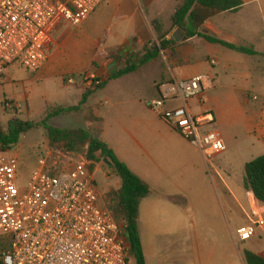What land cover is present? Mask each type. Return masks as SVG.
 <instances>
[{"label":"rangeland","instance_id":"374dc122","mask_svg":"<svg viewBox=\"0 0 264 264\" xmlns=\"http://www.w3.org/2000/svg\"><path fill=\"white\" fill-rule=\"evenodd\" d=\"M120 1L119 8L110 7L113 12L105 15L108 18L115 16L111 25L101 23L94 32L89 29L90 25L100 20L105 10L98 12L93 21L88 20L75 28L60 23L53 32L48 53L49 65L44 72L31 74L18 65L10 67L8 78L12 94L0 105V125H6L8 120L14 118L40 122L44 111L58 106H76L78 88L69 86L78 87L90 75L103 82L119 68L110 55L123 51L133 36L138 38L137 41L130 39V45L123 51V55H138L143 46L158 43L152 22L159 21L164 33L168 35L167 39H173V34L178 29L171 28L170 17L184 0ZM130 15H134L132 30L128 29L129 23L125 22V18ZM242 18L239 17L240 21H243ZM111 29L119 31L118 39L109 38L108 32ZM103 49L110 53H105ZM212 49L224 52L231 64H234V61H250L251 65H254L262 61L259 56L249 58L219 46ZM169 55L170 59L174 60L169 51L161 52L156 61L140 68L135 74L110 81L105 89L96 92L95 97L91 98L79 113L62 115L51 120L49 126L90 132L92 136L106 143L118 156L119 161L126 162L136 172L135 167L139 161L146 165L147 160L133 145L124 128L135 124L134 120L158 122L157 116L147 108L146 103L154 93L155 84L163 81L162 79L167 80L171 68L175 69L171 62L169 66L163 60ZM200 67L211 73L212 69L216 71L218 68H212L204 62ZM218 73L225 84L243 87L242 69L232 72L224 64ZM209 76L214 78L213 74ZM60 81L69 88L60 87ZM85 89L87 87L83 84L82 90ZM209 91L205 93V101L214 102L215 98L221 97V92ZM230 92H226L227 95ZM8 103L10 107L6 106ZM227 105H233V113L241 123L219 127V135L226 148L224 153L214 157L208 164L202 160L201 167L197 166V162L195 169L186 170V176L174 175L167 178L161 172L152 175L146 171L139 172L140 180L150 189L149 196L139 202L137 218L141 247L147 264H190V259L186 257L196 250L204 253L213 250L218 253L232 249L236 255L243 250L261 255L264 250L262 236L239 245L232 239V232L249 222L248 213L244 214V210L248 211V206L243 167L257 153L249 151L247 147L248 143H256V139L254 135L248 134L245 125H242L245 120L244 110L235 101L233 104L228 102ZM261 107L258 100L253 104L257 111ZM200 108L191 103V114L198 116L201 113ZM216 129L218 130V127L212 130ZM45 147H49L46 131L38 126L22 135L18 144L10 149L11 152L17 153L19 191L25 189ZM77 155L87 161L86 147ZM96 157L99 158L97 164L88 161L89 166L94 167L90 173L100 197V204L106 207L109 192L118 189L120 180L100 158L99 153ZM165 197H173L174 203L168 198L164 199ZM258 210L264 217V204H259ZM218 256L220 255L212 259L213 264H223L222 258ZM128 264H136L131 255Z\"/></svg>","mask_w":264,"mask_h":264},{"label":"built area","instance_id":"2783aa9c","mask_svg":"<svg viewBox=\"0 0 264 264\" xmlns=\"http://www.w3.org/2000/svg\"><path fill=\"white\" fill-rule=\"evenodd\" d=\"M104 1L0 0V80L14 65L39 73L57 26H80ZM97 80L86 77L84 87ZM210 89L207 76L171 78L157 84V97L147 103L206 164L226 148L212 130L213 115L193 116L189 102L202 105L201 96ZM18 170L17 153L0 145V264H128L125 227L100 204L86 159L45 147L23 191L17 187ZM252 197L246 196L249 222L232 232L236 245L264 236V217ZM259 256L264 258V250Z\"/></svg>","mask_w":264,"mask_h":264},{"label":"crops","instance_id":"0c3cea01","mask_svg":"<svg viewBox=\"0 0 264 264\" xmlns=\"http://www.w3.org/2000/svg\"><path fill=\"white\" fill-rule=\"evenodd\" d=\"M241 1L243 2V6L239 12L223 13L211 17L201 26L199 33L203 36L212 37L227 44L234 45L236 47L252 49L255 53H257V55L255 56H259L262 59L261 62H257L256 64L251 65L250 61L243 63H238L234 61V64H231L229 58L224 52L214 51L217 49H212L216 46L219 47L222 46L217 44H210L202 36H196L194 38L184 40V36H185L184 32L183 30L178 28L175 29L182 31V38L180 42L175 43L173 39H167L168 35H166L165 37L166 41L172 40L175 43V45L162 52L165 53L169 51L172 57L174 58V60H171L170 55L167 56L168 59L165 57L163 58V60L166 61L169 66H170V62L172 63L173 66H175V69L172 70L171 68L170 76L168 79L173 78L175 80H187L199 75L207 76L209 78L210 77L209 75L213 74L214 78L212 77H211L212 79L210 78L212 81V89H210L211 91L209 92L212 91L221 92V97L215 98L214 102L211 101L207 102L205 101V93H206L205 92L201 96L202 105H200L199 107H201L200 108L201 113L204 111H208L213 115L214 117L213 128L215 129L216 127H218V130L216 129L218 133H219V127L222 125L233 126L241 123L240 120L233 113L234 111L233 105L229 107L227 105L228 102L233 104V102L235 101L238 104V106L244 110L245 120L243 121L242 125H245L248 134L254 135L256 139V143H248L247 145L249 151L252 150L257 153L256 156H253L248 161L251 162L257 157L264 156V0H241ZM120 4H121L120 0H105L89 15V17L82 24L86 23V21L88 20L89 22L93 21L94 17L98 12H103V10H105L106 14L104 13L102 15V18H100V20L96 22L97 24L94 23L90 25L89 29L94 32L96 28L100 26L101 23H106V24L108 23L111 25L115 16H113V18L110 17L108 18L105 15L113 12V9H109L110 7L119 8ZM181 5H179L176 8V10ZM175 11L173 12V14L175 13ZM173 14L171 15V17L173 16ZM133 17L134 15H130L127 18H125V22L129 23L128 29L130 30H132L134 23V20H132ZM239 17H243L242 18L243 21H240ZM153 23L154 22H152L151 24ZM108 34H109V38L116 40L118 39L119 37L118 34L120 33L118 30L111 29V31H109ZM136 38H137L136 36H133L130 39L136 42L138 39ZM130 39L128 42L124 40L125 42H127L125 45L126 48L124 50L128 49V46L130 45L129 44ZM146 46H150V43ZM146 46H143L142 49ZM103 51H105V53H110L104 49ZM123 51L117 53H119L121 56L125 58L131 57V56L123 55L122 54ZM241 55L249 58L255 57L244 54ZM153 62L154 61H152L151 63ZM202 62L208 64L212 68L214 67H218V68L216 71L212 69L213 72L211 73L210 71H207L200 67ZM223 63L227 66L228 70L232 72L235 71L236 69L238 70L242 69L244 81L243 83L240 81L242 83L240 84L243 87L240 86L238 87L236 86V84L228 85L224 83L222 76L219 75L218 73L222 65H224ZM48 65H49V58L45 63L44 67L40 70V72L42 73L44 72V70H47ZM177 65L179 66L176 67ZM8 71L0 80V105L3 103V101L8 99L7 98L8 96L12 94L11 92L12 87L10 88L11 84L8 78ZM108 77L103 80V82H107L105 88L110 82L108 81ZM162 80L165 81L164 79ZM160 82L162 81H159L155 84L154 93L151 96V98H149L147 103L157 97L156 86ZM82 85L83 84L81 82V84H79L78 87L69 86V87L78 88L77 89L78 102L83 91ZM59 86L62 88H69L67 86H64L61 81ZM229 91L231 92L229 95H227L226 92ZM251 93L254 94L251 95ZM95 94L88 99L84 107L88 105L91 98L95 97ZM251 97H258L257 99L258 102H261L262 107L259 111L253 108V104L256 103L257 101H251L250 100ZM191 103L198 105L197 100H191L189 102V107ZM99 104L101 105V102ZM44 114L45 111L43 112L41 118H43ZM155 115L157 116L158 122L156 120L154 122H142V121L134 120L135 124L131 125L129 128H124L125 133L131 137V142L133 143V145L137 147L140 153L143 154L147 160L146 165L142 161H139L138 165H136L135 167L136 172H134V170L126 162H124V164L128 167V169L138 178L140 177L139 172L142 173L145 171L149 172L150 175L154 174L155 172H161L165 175V177L169 178L174 175L186 176L187 175L186 170L195 169L194 167L197 164V162H198L197 166L201 167L202 166L201 164L204 161L201 155L196 150H194L169 125L164 123L157 114ZM7 123L6 125H0V127L2 128L7 127ZM254 144H258V146H255ZM116 157L118 158L117 155ZM119 187L120 184L118 188ZM224 187L226 189V184L224 185ZM247 195H249V193H247ZM167 198L169 201H172L173 197H165L164 199L167 200ZM257 204L259 205L261 203H257ZM247 213L248 211L244 210V214ZM262 239H264V236H262ZM228 251L218 252L219 253L218 254L213 250L205 253L196 250L194 252H191L190 255L186 257V259H190L189 261L190 264H213L212 259L216 257V255H220L218 257L222 258L223 264H244L241 253L237 252L236 255V253L232 249ZM143 257H144V264H147L144 251H143Z\"/></svg>","mask_w":264,"mask_h":264},{"label":"trees","instance_id":"16d2710c","mask_svg":"<svg viewBox=\"0 0 264 264\" xmlns=\"http://www.w3.org/2000/svg\"><path fill=\"white\" fill-rule=\"evenodd\" d=\"M243 2L241 0H185L171 17V28H178L184 32V40L202 36L208 43L217 44L226 49L248 55L255 56L252 49L236 47L219 41L215 38L203 36L199 33L201 26L208 19L223 13H237L241 10ZM158 43H151L142 49L138 55L128 58L119 53L111 54L110 58L119 67L109 77L108 81L118 80L126 75L136 73L140 68L155 61L160 52L174 46L175 43L166 41V33L163 26L158 21L151 24ZM98 82L100 80H97ZM107 82H99L91 88L85 89L79 102L74 107H54L47 110L40 122L21 121L17 118L11 119L7 127H0V145L5 149L15 147L22 135L41 126L46 131L48 146L52 149L63 150L73 154H80L86 147L87 161L97 164L100 154L102 160H106L112 173L120 180V187L109 192L106 208L112 214L113 219L119 225L125 227L124 236L128 243L129 253L136 264H144V257L137 227L139 202L147 198L150 194L149 187L136 177L128 167L118 160L114 152L106 143L85 130L57 129L49 126V122L62 115L79 113L86 105L88 99L98 90H103ZM93 165L90 170L93 169ZM244 189L251 194L257 203L264 204V156H260L248 162L243 167ZM174 202V199H172ZM244 264H264V258L248 251L241 252Z\"/></svg>","mask_w":264,"mask_h":264},{"label":"water","instance_id":"95a60500","mask_svg":"<svg viewBox=\"0 0 264 264\" xmlns=\"http://www.w3.org/2000/svg\"><path fill=\"white\" fill-rule=\"evenodd\" d=\"M181 38H182V31H181V30H178V31L173 35V41H174L175 43H179L180 40H181ZM104 163H105L108 167H110V164H109L106 160H104Z\"/></svg>","mask_w":264,"mask_h":264}]
</instances>
